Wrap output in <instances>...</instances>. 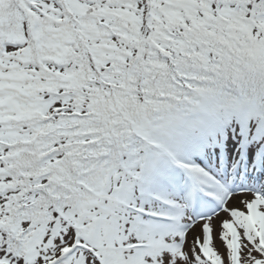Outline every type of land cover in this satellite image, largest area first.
Listing matches in <instances>:
<instances>
[{"label":"snow or ice","instance_id":"1","mask_svg":"<svg viewBox=\"0 0 264 264\" xmlns=\"http://www.w3.org/2000/svg\"><path fill=\"white\" fill-rule=\"evenodd\" d=\"M0 264H264V0H0Z\"/></svg>","mask_w":264,"mask_h":264},{"label":"rangeland","instance_id":"2","mask_svg":"<svg viewBox=\"0 0 264 264\" xmlns=\"http://www.w3.org/2000/svg\"><path fill=\"white\" fill-rule=\"evenodd\" d=\"M221 251H223V247H221Z\"/></svg>","mask_w":264,"mask_h":264}]
</instances>
